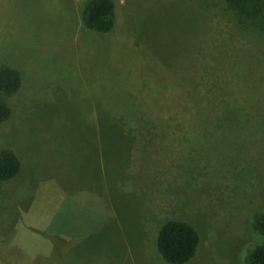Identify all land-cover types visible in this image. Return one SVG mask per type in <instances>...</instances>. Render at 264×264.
Returning <instances> with one entry per match:
<instances>
[{
	"label": "rangeland",
	"instance_id": "obj_1",
	"mask_svg": "<svg viewBox=\"0 0 264 264\" xmlns=\"http://www.w3.org/2000/svg\"><path fill=\"white\" fill-rule=\"evenodd\" d=\"M0 0V264H167L168 220L198 234L184 264H247L263 236L264 20L225 0Z\"/></svg>",
	"mask_w": 264,
	"mask_h": 264
},
{
	"label": "trees",
	"instance_id": "obj_2",
	"mask_svg": "<svg viewBox=\"0 0 264 264\" xmlns=\"http://www.w3.org/2000/svg\"><path fill=\"white\" fill-rule=\"evenodd\" d=\"M224 4L237 9V15L247 21L264 20V0H225ZM81 26L88 31L105 34L114 26V5L112 0H83L80 7ZM262 17V19H261ZM20 85L17 71L0 68V122L8 115L4 97L15 92ZM20 164L12 151L0 149V182L13 179ZM256 227L263 236L262 241L253 247L246 256L247 264H264V212L257 218ZM198 234L188 223L168 220L158 228L155 249L160 259L167 264H184L196 251Z\"/></svg>",
	"mask_w": 264,
	"mask_h": 264
}]
</instances>
